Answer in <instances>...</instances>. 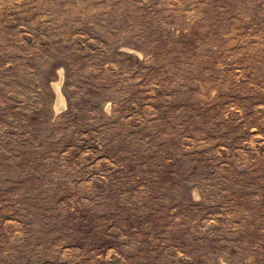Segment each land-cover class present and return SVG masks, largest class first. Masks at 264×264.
I'll return each instance as SVG.
<instances>
[{
  "label": "rangeland",
  "instance_id": "1",
  "mask_svg": "<svg viewBox=\"0 0 264 264\" xmlns=\"http://www.w3.org/2000/svg\"><path fill=\"white\" fill-rule=\"evenodd\" d=\"M0 264H264V0H0Z\"/></svg>",
  "mask_w": 264,
  "mask_h": 264
}]
</instances>
